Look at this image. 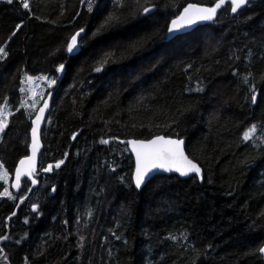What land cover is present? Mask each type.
I'll return each mask as SVG.
<instances>
[{
	"label": "trees",
	"instance_id": "1",
	"mask_svg": "<svg viewBox=\"0 0 264 264\" xmlns=\"http://www.w3.org/2000/svg\"><path fill=\"white\" fill-rule=\"evenodd\" d=\"M216 1L28 0L29 11L0 0V107L6 99L12 113L0 163L11 178L35 114L23 75L56 76L39 202L28 203V178L18 192L0 180L17 197L0 196V264H264V0L237 14L225 3L213 21L169 33L187 3ZM158 134L185 138L203 178L157 174L136 189L134 157L116 138Z\"/></svg>",
	"mask_w": 264,
	"mask_h": 264
},
{
	"label": "snow or ice",
	"instance_id": "2",
	"mask_svg": "<svg viewBox=\"0 0 264 264\" xmlns=\"http://www.w3.org/2000/svg\"><path fill=\"white\" fill-rule=\"evenodd\" d=\"M9 4L13 3V0H7ZM227 3L228 9L231 13L235 14L238 12V10H241L247 6H250L251 0H218L212 7L208 8H195V15L190 16L189 12L194 8V6L189 5L188 8H185L183 13L178 17V19L173 20L171 22V27L169 28V33L172 34L175 31H178L181 28H184L186 26H190L191 24L195 23L196 20L200 21H213L216 18L217 10L221 9L223 5ZM22 7L24 9H28L30 11V5L28 0H21ZM89 11H91V6H89ZM144 13H148L151 11L148 7H144L142 9ZM118 20L117 17H109L105 21V25L112 23L114 21ZM102 27H104L102 25ZM20 28V25H17L16 31H18ZM16 31H13L12 36L16 35ZM84 30L81 29L79 32L75 33L71 39L70 42L67 45V52L73 53L74 50H77L79 47L78 37H80L81 32ZM98 31H100L98 29ZM11 39V37H9ZM7 55L5 52V48L3 46H0V58H3ZM104 63L107 62L105 59L103 61ZM64 68V65L61 64L58 68V71H62ZM96 71H101V68H97ZM27 79L31 80L32 77H27ZM45 80H49L50 85H54L56 83V80L49 79L48 77H44ZM245 83L248 81V77L244 78ZM50 96V94H49ZM252 102H256V96L253 94L252 96ZM3 106L0 107V133H4L5 129L8 127V119L7 115H10L12 113H5V108L8 107L7 100L5 99L2 102ZM48 103L45 100V103L42 107L39 108L38 114L36 115L35 119L33 120V124L35 127L31 129V147H32V155L30 157H26L25 159L20 161L21 167L14 170L15 173V184L13 185L15 188H20V178L21 175H26L27 180L25 182V190L31 191V187H29V184H35V179L32 178V173L35 171L34 163L36 160V153L37 150L40 147L39 143V129L42 123H45L44 120V112L45 109L48 108ZM33 111H37L35 108H33ZM257 132V125L253 124L250 126L248 130H246L243 134L242 139L245 142L252 141L254 142V134ZM76 136L73 135L72 139H75ZM110 141L106 139H101L100 143L102 144H108ZM133 144V151L136 153L137 157V166H136V176H135V183L136 186L139 188L145 181V177L149 175V173L153 172V170H159L163 169L165 171H177L182 176H188L190 173H195L202 179L201 174V168L197 163H195L193 160L189 159L188 156L185 155L182 145V140H172V139H165L164 137H157L154 140H151L149 143H139L132 141ZM67 155V154H66ZM64 161L61 160L55 164L56 168H59L61 164H63ZM27 165V171H24V166ZM53 165H48L46 168H43V171H52ZM7 173L5 172L3 176H0V179H3L4 176H6ZM2 186V185H0ZM52 191H55L53 188ZM0 196H7L10 199H17V197L13 196L11 192H9L8 188H4L3 192H0ZM37 205H33V210L37 209ZM15 214V213H13ZM91 213H89L90 215ZM171 239L175 240L176 237H170ZM0 239L6 240L8 239L7 236L0 237ZM83 239V237H81ZM3 250L0 249V252ZM260 252H264V248H261L259 250ZM6 259V257H5Z\"/></svg>",
	"mask_w": 264,
	"mask_h": 264
},
{
	"label": "water",
	"instance_id": "3",
	"mask_svg": "<svg viewBox=\"0 0 264 264\" xmlns=\"http://www.w3.org/2000/svg\"><path fill=\"white\" fill-rule=\"evenodd\" d=\"M254 1H258V0H251V2H254ZM216 2H218V1H216ZM216 2H215V3H216ZM189 5L194 6V8H193L192 10H190V12H189V15H190V16H194V15H195V8H208V7H212V6H214V4H213V5H209V4H202V3H198V2H189V3H187V4L181 9L180 14H179L177 17L173 18V19L171 20V22H172L173 20L178 19V17L183 13L184 9H185V8H188ZM148 8L151 9V10H153V7H148ZM218 10H219V9H218ZM218 10H217V11H218ZM239 11H240V10H238V12H239ZM238 12H237V13H238ZM237 13H235V14H237ZM171 22H170V24H169V28L171 27ZM205 22H207V21L196 20V22L193 23V24H191L190 26H186V27H184V28H181V29H179L178 31H175L174 33H172V34H170V35H172L173 37H175V36H177V35H179V34H183V33L189 32V31L193 30L194 28H196L197 26H199V25H201V24H203V23H205ZM83 30H84V29H83ZM79 31H80V30H79ZM79 31H77V32H79ZM84 31H85V30H84ZM84 31L81 32L80 37H78V42H79V47H78V49H77V50H74V52L71 53V54H75V53H77V52L79 51V49H80V39H81V36L84 34ZM77 32H76V33H77ZM55 93H56V89H52V90H50V91L46 94V96L44 97L42 103L39 105V107L37 108V111L35 112V114H34V116H33V118H32V127H31V129H32L33 127H35V125L33 124V120L35 119L36 115L38 114V110H39V108L43 106V104L45 103V100H46L49 106H48L47 109H45V112H44V120H45L46 122L41 124L40 129H39V133H38L40 147H39V149L37 150V153H36V160H35V163H34L35 171L39 169L40 154H41V151H42V149H43L42 132H43V129H44L46 123H47V120H48V117H49L50 111H51V109H52V105H53V100H54ZM49 94H50V96H49ZM30 136H31V132H30ZM157 137H164L165 139H172V140H182V141H183L182 148H183V151H184L185 155L188 156L189 159L193 160L195 163H197V164L199 165V167H200L201 170H202L200 175L203 174V167H202V165H201L197 160H195L194 158H192V157L189 155V153H188V151H187V149H186V143H187V141H186L185 138L174 137V136H168V135H164V134H158V135H155V136H153V137H151V138H148V139L134 138V137L127 138V139L116 138L117 141H120V142H122V143L127 144L129 151L132 153V155H133V157H134L135 167H134V172H133V176H132V178H133V184H134V186H135L136 189L141 190V189L147 184V182H148L153 176H155V175H157V174H168V175H169V174H177V175H178L179 177H181V178H188V177L191 176V175H197V174H195V173H190L188 176H182L179 172H177V171H175V170L170 171V172H169V171H165V170H163V169L153 170V172L149 173V175L145 177V181H144V183L138 188V187L136 186V183H135L136 166H137V157H136V153H135V151H133V144H132V141L137 142V144H139V143H141V142L146 144V143H149L151 140L156 139ZM31 139H32V137H31ZM31 155H32V147H31V141H30L29 153H28L26 156H24L23 158H21V159L19 160V162H18V164H17V166H16V169H18V168L21 167V165H20V161H21V160L25 159L26 157H30ZM24 171H25V172L27 171V165L24 166ZM197 176H198V175H197ZM25 178H27L26 175H21V178H20V188L17 189V188H15V187L13 186V185L15 184V173L13 174L12 187H13V189H14L16 192H18V191L21 190V188H22V186H23V181H24ZM32 178L35 179V181H36L35 184H32V185H31V189L34 190L35 188H37V187L39 186V180L36 179V178L34 177V171H33V173H32ZM32 190H31V191H32ZM261 248H264V245H263ZM261 253H262L263 257H264V252H261Z\"/></svg>",
	"mask_w": 264,
	"mask_h": 264
},
{
	"label": "rangeland",
	"instance_id": "4",
	"mask_svg": "<svg viewBox=\"0 0 264 264\" xmlns=\"http://www.w3.org/2000/svg\"><path fill=\"white\" fill-rule=\"evenodd\" d=\"M27 77H32V79L29 80L27 79ZM44 77H48L49 79L54 78L56 80V76H53V75L33 76L29 73H24L23 78H22L21 89L25 96L24 105L27 108L37 109L39 105L41 104L42 100L44 99V97L46 96L47 90L53 86V85H50L49 80H45ZM9 112H10V109L8 106L7 108H5V113L7 114ZM7 119L9 120V115H7ZM1 135L2 133H0V138H1ZM5 172L7 173V175L4 176L3 179H0V180L5 181L7 185L10 184L12 186L13 177L11 178L9 171L5 168L4 165L0 163V176H3ZM43 177L45 179L46 176L44 175ZM41 189L43 188H40V190L39 189L36 190L35 188L34 190L30 191V196L28 197L29 204H36L39 202V198L41 196Z\"/></svg>",
	"mask_w": 264,
	"mask_h": 264
},
{
	"label": "bare ground",
	"instance_id": "5",
	"mask_svg": "<svg viewBox=\"0 0 264 264\" xmlns=\"http://www.w3.org/2000/svg\"><path fill=\"white\" fill-rule=\"evenodd\" d=\"M42 75V74H41ZM46 75H48V74H46ZM37 110V109H36ZM36 112V111H35Z\"/></svg>",
	"mask_w": 264,
	"mask_h": 264
}]
</instances>
